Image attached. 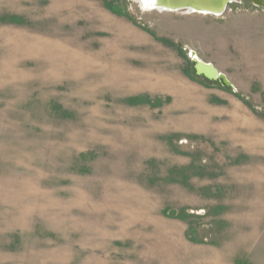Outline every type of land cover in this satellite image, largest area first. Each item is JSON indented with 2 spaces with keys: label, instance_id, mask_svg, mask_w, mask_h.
<instances>
[{
  "label": "rangeland",
  "instance_id": "374dc122",
  "mask_svg": "<svg viewBox=\"0 0 264 264\" xmlns=\"http://www.w3.org/2000/svg\"><path fill=\"white\" fill-rule=\"evenodd\" d=\"M0 264H264V9L0 0Z\"/></svg>",
  "mask_w": 264,
  "mask_h": 264
},
{
  "label": "water",
  "instance_id": "95a60500",
  "mask_svg": "<svg viewBox=\"0 0 264 264\" xmlns=\"http://www.w3.org/2000/svg\"><path fill=\"white\" fill-rule=\"evenodd\" d=\"M137 5L140 12L158 13H182L222 17L229 6L236 3V0H132ZM251 6L264 9V0H246ZM188 50V59L193 64V69L197 77L207 81H218L226 88L233 89L232 85L219 73L212 64L195 59V55Z\"/></svg>",
  "mask_w": 264,
  "mask_h": 264
},
{
  "label": "bare ground",
  "instance_id": "6f19581e",
  "mask_svg": "<svg viewBox=\"0 0 264 264\" xmlns=\"http://www.w3.org/2000/svg\"><path fill=\"white\" fill-rule=\"evenodd\" d=\"M256 8V7H255ZM260 9V8H259ZM263 10V9H262Z\"/></svg>",
  "mask_w": 264,
  "mask_h": 264
}]
</instances>
